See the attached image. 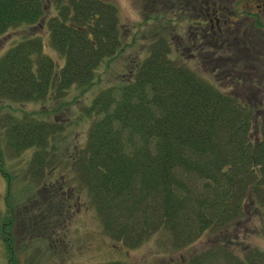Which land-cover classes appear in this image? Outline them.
I'll list each match as a JSON object with an SVG mask.
<instances>
[{
  "label": "trees",
  "instance_id": "obj_1",
  "mask_svg": "<svg viewBox=\"0 0 264 264\" xmlns=\"http://www.w3.org/2000/svg\"><path fill=\"white\" fill-rule=\"evenodd\" d=\"M213 1L220 2L140 0L144 19L154 22L146 50L80 107L89 121L81 144L64 142L65 126L47 115L48 107L0 118L9 147L33 148L24 173L35 189H28L18 210L27 213L28 231L48 236L32 223L62 222L73 209L72 194L75 199L83 190L104 232L124 245L159 233L166 246L186 248L170 264H264V247L249 242L244 231L264 232V112L256 114L264 95L221 88L171 42L169 8L177 4L204 26ZM47 5L52 11L38 24L42 29L24 31L0 54V98L64 100L70 87L91 85L99 64L121 49L110 0H0V32L34 25ZM255 24L262 21L256 17ZM213 33L208 58L216 64L208 72L222 68L231 56L223 49L236 42L223 28ZM44 44L63 54L61 64L43 51ZM262 62L264 75V56ZM247 76L228 74L229 82L244 87L251 81ZM5 196L10 215L2 233L13 264V206Z\"/></svg>",
  "mask_w": 264,
  "mask_h": 264
},
{
  "label": "rangeland",
  "instance_id": "obj_2",
  "mask_svg": "<svg viewBox=\"0 0 264 264\" xmlns=\"http://www.w3.org/2000/svg\"><path fill=\"white\" fill-rule=\"evenodd\" d=\"M110 1L117 8L122 35L121 49L112 59L99 64L96 68L94 82L83 90L74 86L70 87L65 93L64 100L59 101L50 98L22 101L0 98V118H5L9 111L21 113L23 110H38L48 107L47 115L56 118L59 123L65 126L64 130L67 134L64 142L74 146L84 141L89 121L79 112L80 107L102 86L119 77L131 62L143 54L148 42L147 33L151 31V24L154 23L144 19V8L142 10L140 0ZM218 1L223 5L222 9L225 14L221 15L218 23L214 22L212 18L209 25L204 24V26H199L198 22L193 20L196 17L188 15V11L184 12L176 7L177 4L169 8L166 14H168L169 22L172 24L170 30L171 36H174V38L171 37L172 47L183 51L181 56L185 57V60L192 67L215 79L221 88L228 90L231 88L236 93H241L244 88H247L245 95L247 94L248 97H259L261 93L264 95V75L260 71L264 56V2L262 4L261 1L263 0ZM185 7L187 9V6ZM46 9L45 16L32 26L19 25L1 31L0 54L16 41L24 31L41 30L42 26L38 24L50 14L52 7L47 5ZM256 17L262 21L261 26L255 24ZM223 19L224 22H221ZM216 24H222L224 32L236 42H231L229 48L223 49L225 51L222 53H228L231 56L221 61L222 68L208 72L207 70H210L208 68H211L215 63L208 57L212 52L210 46H214L211 44V40L215 35L213 32L218 29ZM198 26L206 31L203 36L199 33L201 28ZM164 30L167 29L164 28ZM250 36H255L256 41H258L256 49H254L255 46L253 40L249 38ZM42 37L43 41L47 42V30ZM245 50L247 56L244 54ZM43 51L56 57L59 64L64 60L63 54L49 44H44ZM233 60H236L234 65L232 64ZM231 64L233 66L239 65L236 67V70H239L234 72L230 68ZM229 72L235 73L236 77H243L244 74H248L247 77L251 81L249 84H245V87L240 82V84L229 82ZM252 82L255 85H252ZM250 88L253 90L249 91ZM263 112L264 103L256 108L257 116ZM2 134L3 129L0 123V165L2 166V171L0 170V264H9L10 261L8 257L9 248L5 245V235L2 233V223L6 215H10V212L6 210L5 203L7 192L9 202L13 206L11 214L14 217L10 221L12 253L16 255L11 258L13 264H105L107 262L109 264H170L173 259L183 255L186 248L166 246L162 234L159 233L148 235L142 242L134 246H126L121 240L107 235L101 226L95 209L88 203L89 200L83 190L75 199L74 194H72L70 208L73 209L71 214L62 222L56 220L47 224L42 221L32 223L33 227L39 226L43 233H48V236L37 233L39 231H28L31 229V225L27 213H18V210L21 209L20 205L25 202L23 200L27 199L28 189H35L34 186L31 187L32 185L28 184L32 178L30 176L25 178L26 173H24V166H26V161L33 148L13 149L6 144ZM3 170L10 177L9 182L3 175ZM26 201L28 202V200ZM244 231H248L246 239L249 242L264 247V232H256L257 230L253 232L250 227H245ZM195 244L197 241L188 246Z\"/></svg>",
  "mask_w": 264,
  "mask_h": 264
},
{
  "label": "flooded vegetation",
  "instance_id": "obj_3",
  "mask_svg": "<svg viewBox=\"0 0 264 264\" xmlns=\"http://www.w3.org/2000/svg\"><path fill=\"white\" fill-rule=\"evenodd\" d=\"M263 2H264V0L263 1H261V3L263 4ZM261 4V5H262ZM215 6V8L213 9V10H211L212 11V13H210V18H209V21H211L212 20V18H213V21L214 22H216V23H218V21H219V19L221 18V15H223V14H225V12H224V10L222 9V7H223V5L221 4V3H216V1H213L212 2V6H211V8L212 7H214ZM263 6H264V4H263ZM210 8V7H209ZM227 13V12H226ZM221 22H224V19H223V21H221ZM217 25V24H216ZM218 26V30H221L222 28H223V26H222V24L221 25H217ZM254 37V38H253ZM251 40H253V44H254V46H255V48L254 49H256L257 48V45H258V41H256L257 39H256V37L255 36H250L249 37Z\"/></svg>",
  "mask_w": 264,
  "mask_h": 264
}]
</instances>
